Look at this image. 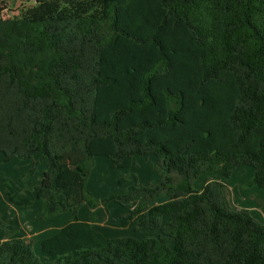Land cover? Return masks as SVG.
<instances>
[{
	"label": "trees",
	"instance_id": "trees-1",
	"mask_svg": "<svg viewBox=\"0 0 264 264\" xmlns=\"http://www.w3.org/2000/svg\"><path fill=\"white\" fill-rule=\"evenodd\" d=\"M6 1L0 151L31 172L46 162L34 187L4 178L6 197L75 220L41 241L47 262L9 235L0 264H264V222L229 209L221 180L193 187L251 166L247 185L264 188V0H29L12 17ZM148 155L160 181L132 173L119 181L133 189L106 201L128 208L122 226L159 237L111 238L79 219L95 157L128 168Z\"/></svg>",
	"mask_w": 264,
	"mask_h": 264
},
{
	"label": "rangeland",
	"instance_id": "rangeland-1",
	"mask_svg": "<svg viewBox=\"0 0 264 264\" xmlns=\"http://www.w3.org/2000/svg\"><path fill=\"white\" fill-rule=\"evenodd\" d=\"M29 0H7L5 13L7 16H19L23 10L32 5ZM32 159H14L5 161L3 153L0 151V216L8 224L7 228H0V239L9 235L26 236L32 239V245L39 258L47 262V255L42 251L41 241L47 235H52L56 229L63 227L75 220L72 212H65L55 215L51 218H41V201L37 200L32 206L20 207L9 203L5 187L4 178H11L23 187H34L43 177L46 170V162L41 161L36 169L31 172ZM135 173L138 177V184L141 186H151L157 184L161 179V172L157 158L153 155L136 156L134 163L128 168H116L106 156L95 157V165L89 176L88 190L91 197L79 208L80 219L91 221L108 237H134L137 239L157 238L161 231L158 229L124 227L121 224V216L124 206L115 200L106 199L111 195H123L129 193L134 186V181L122 184L119 180ZM254 175V168L243 166L238 168L231 178H225L221 175L205 174L196 178L193 187L201 190L211 180H221L226 187L224 189L227 207L233 210L248 209L253 216L261 222H264V188L257 186H247L248 180ZM39 182V183H40ZM253 187V188H251ZM231 190L232 197L228 193ZM256 190L259 196L251 192ZM168 197L161 194L156 198L155 203H163ZM262 199V200H261ZM94 204H96L95 207ZM110 218V219H109ZM42 231V232H41ZM9 232V233H8ZM39 233H42L38 235ZM32 234L34 236H32ZM32 236V237H30ZM173 245V242H169Z\"/></svg>",
	"mask_w": 264,
	"mask_h": 264
},
{
	"label": "crops",
	"instance_id": "crops-1",
	"mask_svg": "<svg viewBox=\"0 0 264 264\" xmlns=\"http://www.w3.org/2000/svg\"><path fill=\"white\" fill-rule=\"evenodd\" d=\"M237 170H238V169H237ZM237 170H236V171H237ZM236 171H235L234 173H236ZM234 173H233V174H234ZM232 176H233V175H232ZM232 176H231V177H232ZM231 177H230V178H231ZM213 179H215V178H213ZM226 179H227V178H226ZM228 179H229V178H228ZM41 180H42V179H41ZM208 180H209V178H208ZM221 181H223V178L221 179ZM39 182H40V181H39ZM39 182H38V183H39ZM38 183H37V184H38ZM37 184H35L34 186H36ZM224 184H225V183H224ZM247 186H248V185H247ZM21 187H22V188H30V186H28V187H23V186H21ZM225 187H226V185H225ZM251 188H253V187H251ZM251 192H253L254 194L258 195V196H259L258 198H261V197H260L261 195H259L258 192H256V190H251ZM228 193L230 194V198H231V197H232V195H231V190H230ZM139 198H141V197H139ZM261 200H262V199H261ZM127 211H128V208H127V207H124L123 210H121L122 215L125 214ZM79 219H80V217H79ZM109 219H110V218H109ZM80 220H82V219H80ZM83 221H86V220H83ZM70 222H72V221H70ZM88 222H91V221H88ZM92 223H93V225H94L97 229H99V228L96 226V224H95L94 222H92ZM61 228H62V227L56 229V231H55L53 234L57 233ZM101 228H103L102 225L100 226V229H99L100 231H101ZM41 232H42V231H41ZM40 234H42V233H39L38 235H40ZM53 234H52V235H53ZM32 236H34V235L32 234ZM32 236H30V237H32ZM49 236H50V235H49ZM15 237H16V236H15ZM17 237H26V236H17ZM45 237H48V236L45 235V236L42 238V240H43ZM2 239H5V238H2ZM0 240H1V239H0Z\"/></svg>",
	"mask_w": 264,
	"mask_h": 264
}]
</instances>
